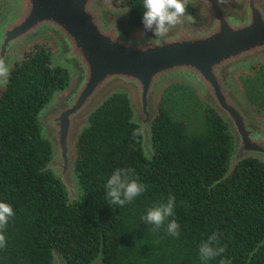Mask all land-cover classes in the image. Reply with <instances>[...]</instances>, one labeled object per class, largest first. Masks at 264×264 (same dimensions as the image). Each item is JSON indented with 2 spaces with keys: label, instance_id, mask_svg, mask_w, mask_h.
Returning <instances> with one entry per match:
<instances>
[{
  "label": "trees",
  "instance_id": "1",
  "mask_svg": "<svg viewBox=\"0 0 264 264\" xmlns=\"http://www.w3.org/2000/svg\"><path fill=\"white\" fill-rule=\"evenodd\" d=\"M110 3L128 9V27L142 25L141 0ZM193 12L187 0L186 15ZM258 73L264 77V64ZM69 80L68 70L53 65L51 45L39 42L25 50L0 87V200L15 212L0 264H52V251L68 264H90L100 254L103 264H203L198 247L213 232L220 234L225 253L209 264L225 258L264 264V162L243 158L224 177L232 135L209 106L201 105L199 129L173 115L172 104L193 95L184 85L166 89L157 104L150 158L125 94L114 93L95 109L78 137L79 194L68 203L64 186L47 169L52 148L38 116ZM253 96L248 99L264 117V106ZM117 168L131 169L148 187L124 207L110 206L105 197L106 180ZM169 195L176 197L169 219L180 224L179 238L141 219Z\"/></svg>",
  "mask_w": 264,
  "mask_h": 264
},
{
  "label": "water",
  "instance_id": "2",
  "mask_svg": "<svg viewBox=\"0 0 264 264\" xmlns=\"http://www.w3.org/2000/svg\"><path fill=\"white\" fill-rule=\"evenodd\" d=\"M0 1L5 7L0 61L11 70L28 47L48 42L53 65L70 74L64 96L38 116L52 148L47 169L64 186L68 203L79 194L74 175L78 137L89 116L114 93L128 97L147 158L160 92L180 82L228 126L233 151L224 177L243 158L264 162V124L254 117L234 80L241 68L264 63V0H188L197 17L194 12L185 15L165 37L149 39L142 49L118 42L136 40L143 26L128 27L127 10L112 8L108 0ZM146 38L154 37L148 33ZM7 78H0L1 86ZM52 256V264H68L57 252ZM90 264H103L102 255Z\"/></svg>",
  "mask_w": 264,
  "mask_h": 264
},
{
  "label": "clouds",
  "instance_id": "3",
  "mask_svg": "<svg viewBox=\"0 0 264 264\" xmlns=\"http://www.w3.org/2000/svg\"><path fill=\"white\" fill-rule=\"evenodd\" d=\"M223 2V0H218ZM187 0H141V23L143 30L139 32L136 40H119L125 47L133 44L142 49L149 39L163 38L171 29L182 23L186 15ZM128 11V9H127ZM126 11V12H127ZM191 20L192 18L189 17ZM152 33L154 38H146ZM120 33L118 32V37ZM114 42H117L114 41ZM10 74V66L0 61V78H7ZM107 204L110 206L124 207L148 190L146 184L135 178L131 169L117 168L107 178L104 185ZM177 202L174 195H169L166 202H162L149 208L141 219L153 226V230L165 229L166 233L174 238L180 236V224L173 218ZM15 216L12 205L0 200V250L7 247L5 230L10 220ZM225 246L221 244V236L213 232L206 240L201 241L198 247V256L203 264L223 256ZM220 264H231L227 258Z\"/></svg>",
  "mask_w": 264,
  "mask_h": 264
},
{
  "label": "rangeland",
  "instance_id": "4",
  "mask_svg": "<svg viewBox=\"0 0 264 264\" xmlns=\"http://www.w3.org/2000/svg\"><path fill=\"white\" fill-rule=\"evenodd\" d=\"M2 3L3 2L0 1V17L5 11V7L3 6ZM108 4L116 10L122 9V8H115L114 6H112L110 0H108ZM195 11L196 10L194 9V13L192 14L194 18L197 17ZM263 64L264 63L262 62H253L249 66L243 67L240 70H238L234 75V80L239 86L240 90L243 92V95L252 113L254 114V117L261 124H264V117L255 111L256 109H254L253 105L248 99V94L250 95L253 92L254 96L252 97V100L257 99V101L261 103L260 105L264 106V77L260 73H258V67L262 66ZM174 84L184 85L190 90V92L193 95L192 96L191 94L184 95L186 98L180 101L179 106L176 105L175 103L172 104L174 105V108L172 110L173 115L180 120L186 121L193 129L201 128L202 126L201 105H205V106L208 105L199 97L198 94H196V92L189 85L180 82H173L166 85L160 92L158 102L162 98L165 90ZM64 94H65L64 92L57 93L54 100L45 108V110H49V108L54 107L58 103L59 99L64 96ZM44 111L42 114H44Z\"/></svg>",
  "mask_w": 264,
  "mask_h": 264
}]
</instances>
